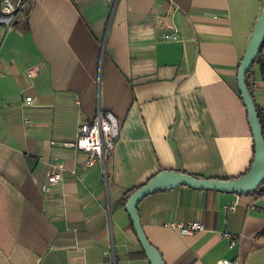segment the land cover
<instances>
[{
    "label": "crops",
    "instance_id": "crops-1",
    "mask_svg": "<svg viewBox=\"0 0 264 264\" xmlns=\"http://www.w3.org/2000/svg\"><path fill=\"white\" fill-rule=\"evenodd\" d=\"M263 3L35 0L12 29L0 24V264H150L126 190L164 169L244 174L254 142L237 70ZM174 29L176 40L164 36ZM36 64L40 73L27 77ZM247 84L264 114L260 62ZM98 110L119 121L105 171L62 144ZM50 171L60 180L47 186ZM233 199L179 185L145 196L137 210L165 264H264V201L241 194L224 210ZM172 221L203 229L183 235ZM222 231L241 237L229 247Z\"/></svg>",
    "mask_w": 264,
    "mask_h": 264
},
{
    "label": "water",
    "instance_id": "water-1",
    "mask_svg": "<svg viewBox=\"0 0 264 264\" xmlns=\"http://www.w3.org/2000/svg\"><path fill=\"white\" fill-rule=\"evenodd\" d=\"M263 43L264 3L237 70V89L246 108L248 124L254 142V156L249 170L232 179H221L196 177L179 170L164 169L149 178L127 198L124 205L125 210L150 264H165V262L158 249L148 241L140 222L137 206L145 196L154 192L172 189L179 185L224 193L249 194L256 190L264 180V137L254 100L246 82V74L254 64Z\"/></svg>",
    "mask_w": 264,
    "mask_h": 264
},
{
    "label": "built area",
    "instance_id": "built-area-1",
    "mask_svg": "<svg viewBox=\"0 0 264 264\" xmlns=\"http://www.w3.org/2000/svg\"><path fill=\"white\" fill-rule=\"evenodd\" d=\"M34 1L35 0H0V24L3 25L6 30L12 29L19 20L26 16ZM164 36L168 39L176 40L178 32L174 29L172 32L166 33ZM40 71L41 65L36 64L28 67L25 73L27 77L34 78L40 73ZM25 101L31 103L32 97H25ZM27 123H29L28 120L23 119V124ZM118 137L119 121L115 114L111 111L98 110L90 123H85L79 126L73 142L62 144L87 152L88 158L84 162V165L92 166L98 161L105 171L108 157L114 149ZM59 180L60 173L56 171L48 172L46 179L47 186L54 185ZM233 194V201L224 205V210L226 211L234 210L239 202L241 194ZM258 197L264 201V193L258 194ZM166 226L177 229L183 235H192L203 229V225L198 221H172L166 224ZM219 234L228 239L229 247H233L241 237V233H230L227 231H222ZM217 264H231V261L227 258H223L218 260ZM236 264L241 263L237 261Z\"/></svg>",
    "mask_w": 264,
    "mask_h": 264
},
{
    "label": "trees",
    "instance_id": "trees-1",
    "mask_svg": "<svg viewBox=\"0 0 264 264\" xmlns=\"http://www.w3.org/2000/svg\"><path fill=\"white\" fill-rule=\"evenodd\" d=\"M262 46H263V44H262ZM262 46H261V49H262ZM261 49H260V51H259V53L257 55V58H256L255 62H260L261 71H262V74H263V77H264V60H263L262 55H261ZM249 72H250V70L246 74V82H247V77H248ZM248 88H249V86H248ZM249 92H250V94L252 96L250 88H249ZM255 107H256V110H257V113H258L259 122H260V125H261V128H262V135L264 137V114L261 112V110L256 105H255ZM252 161H253V159H252ZM252 161L250 163V166L252 164ZM250 166L248 167L246 172L249 170ZM194 176H196V175H194ZM196 177H200V176H196ZM140 186H136V187H133L131 189L126 190L124 196L122 197V201L125 203L127 198L129 197V195L131 193H133ZM263 193H264V180L262 181V183L259 185V187L256 190L252 191L249 194H263Z\"/></svg>",
    "mask_w": 264,
    "mask_h": 264
},
{
    "label": "rangeland",
    "instance_id": "rangeland-1",
    "mask_svg": "<svg viewBox=\"0 0 264 264\" xmlns=\"http://www.w3.org/2000/svg\"><path fill=\"white\" fill-rule=\"evenodd\" d=\"M251 38V37H250ZM250 40V39H249Z\"/></svg>",
    "mask_w": 264,
    "mask_h": 264
}]
</instances>
